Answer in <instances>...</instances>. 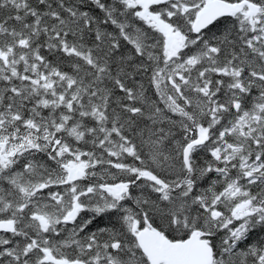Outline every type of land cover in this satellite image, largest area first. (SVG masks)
Listing matches in <instances>:
<instances>
[{"label": "snow or ice", "instance_id": "6c2138e0", "mask_svg": "<svg viewBox=\"0 0 264 264\" xmlns=\"http://www.w3.org/2000/svg\"><path fill=\"white\" fill-rule=\"evenodd\" d=\"M0 264H264V0H0Z\"/></svg>", "mask_w": 264, "mask_h": 264}]
</instances>
